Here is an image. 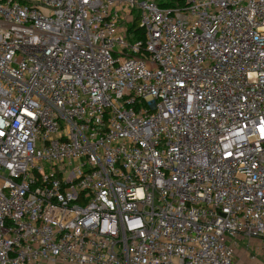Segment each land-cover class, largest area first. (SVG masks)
Returning a JSON list of instances; mask_svg holds the SVG:
<instances>
[{"label":"built area","instance_id":"obj_1","mask_svg":"<svg viewBox=\"0 0 264 264\" xmlns=\"http://www.w3.org/2000/svg\"><path fill=\"white\" fill-rule=\"evenodd\" d=\"M239 239L264 0H0V264H245Z\"/></svg>","mask_w":264,"mask_h":264},{"label":"crops","instance_id":"obj_2","mask_svg":"<svg viewBox=\"0 0 264 264\" xmlns=\"http://www.w3.org/2000/svg\"><path fill=\"white\" fill-rule=\"evenodd\" d=\"M244 240V239H241ZM256 245L259 243V248L253 249L249 246V249L246 246L239 247V251H241V255L236 254V259L239 262L245 263V264H264V244L261 243L258 240H253ZM252 248V249H251ZM237 251V249H236Z\"/></svg>","mask_w":264,"mask_h":264},{"label":"rangeland","instance_id":"obj_3","mask_svg":"<svg viewBox=\"0 0 264 264\" xmlns=\"http://www.w3.org/2000/svg\"><path fill=\"white\" fill-rule=\"evenodd\" d=\"M236 241H237V244H238L239 247L246 246L248 249H249V246L252 247L253 249L260 247L259 243H257L256 245L254 244L257 241L254 242L253 240H246V239L245 240L239 239V240H236ZM239 247H237V251H236L237 255H241V251H239ZM58 264H61V263H58Z\"/></svg>","mask_w":264,"mask_h":264},{"label":"trees","instance_id":"obj_4","mask_svg":"<svg viewBox=\"0 0 264 264\" xmlns=\"http://www.w3.org/2000/svg\"><path fill=\"white\" fill-rule=\"evenodd\" d=\"M136 36L139 37V38H144V32H143V30L141 28H138Z\"/></svg>","mask_w":264,"mask_h":264}]
</instances>
